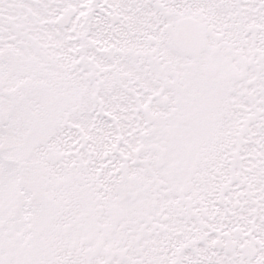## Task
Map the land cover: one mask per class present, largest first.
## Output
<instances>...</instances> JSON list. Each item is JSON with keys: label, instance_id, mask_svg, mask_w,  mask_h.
Listing matches in <instances>:
<instances>
[{"label": "snow or ice", "instance_id": "1", "mask_svg": "<svg viewBox=\"0 0 264 264\" xmlns=\"http://www.w3.org/2000/svg\"><path fill=\"white\" fill-rule=\"evenodd\" d=\"M0 264H264V0H0Z\"/></svg>", "mask_w": 264, "mask_h": 264}]
</instances>
